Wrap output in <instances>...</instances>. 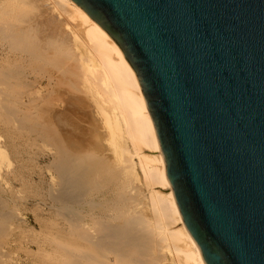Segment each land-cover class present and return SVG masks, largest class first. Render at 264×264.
Listing matches in <instances>:
<instances>
[{
  "label": "bare ground",
  "instance_id": "obj_1",
  "mask_svg": "<svg viewBox=\"0 0 264 264\" xmlns=\"http://www.w3.org/2000/svg\"><path fill=\"white\" fill-rule=\"evenodd\" d=\"M0 264H206L134 69L72 0H0Z\"/></svg>",
  "mask_w": 264,
  "mask_h": 264
},
{
  "label": "water",
  "instance_id": "obj_2",
  "mask_svg": "<svg viewBox=\"0 0 264 264\" xmlns=\"http://www.w3.org/2000/svg\"><path fill=\"white\" fill-rule=\"evenodd\" d=\"M118 44L206 264H264V0H72Z\"/></svg>",
  "mask_w": 264,
  "mask_h": 264
},
{
  "label": "rangeland",
  "instance_id": "obj_3",
  "mask_svg": "<svg viewBox=\"0 0 264 264\" xmlns=\"http://www.w3.org/2000/svg\"><path fill=\"white\" fill-rule=\"evenodd\" d=\"M45 87V86H44ZM43 87V88H44ZM44 90H46V88L42 89L41 91L44 92ZM75 107L76 111H79V113L83 114L85 113V108L82 104L78 105L74 102H61L60 104H57V110L60 113L59 118H61L62 115V119L65 120L66 119V132H67V137H70L71 139L76 135L75 133L78 132V125L80 124V119L78 115L74 114V112L69 109V104H71ZM65 111L66 113H62V111ZM66 114V117H63V115ZM77 118V120H76ZM59 127H61V125H59ZM66 137V136H65ZM67 139V138H66ZM27 204L30 205L31 201L29 199L26 200ZM30 212L28 211L27 213L25 212V214L23 213V216L29 217V219H32V216H30Z\"/></svg>",
  "mask_w": 264,
  "mask_h": 264
}]
</instances>
